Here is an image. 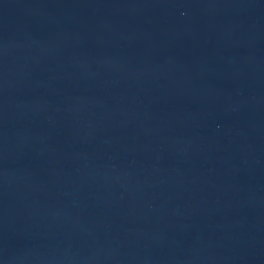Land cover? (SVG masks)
Returning <instances> with one entry per match:
<instances>
[{
	"label": "water",
	"instance_id": "obj_1",
	"mask_svg": "<svg viewBox=\"0 0 264 264\" xmlns=\"http://www.w3.org/2000/svg\"><path fill=\"white\" fill-rule=\"evenodd\" d=\"M0 264H264V0H0Z\"/></svg>",
	"mask_w": 264,
	"mask_h": 264
}]
</instances>
